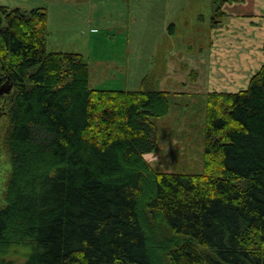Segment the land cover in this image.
Masks as SVG:
<instances>
[{"label":"trees","instance_id":"trees-1","mask_svg":"<svg viewBox=\"0 0 264 264\" xmlns=\"http://www.w3.org/2000/svg\"><path fill=\"white\" fill-rule=\"evenodd\" d=\"M236 1L212 0V25ZM47 35L44 7L0 4V264H264V64L205 93L202 170L158 171L144 153L168 91L91 88Z\"/></svg>","mask_w":264,"mask_h":264},{"label":"rangeland","instance_id":"rangeland-1","mask_svg":"<svg viewBox=\"0 0 264 264\" xmlns=\"http://www.w3.org/2000/svg\"><path fill=\"white\" fill-rule=\"evenodd\" d=\"M0 2L27 10L44 7L47 50L81 53L91 88L168 91L167 114L152 118L156 145L144 153L158 171L202 170L205 93L243 89L264 64V16L236 12L232 2L223 5L226 16L216 26L212 0H88V6L81 0ZM5 121L0 112V127ZM2 138L0 129V208L12 170ZM167 236L157 233L159 241ZM16 258L11 259L23 260Z\"/></svg>","mask_w":264,"mask_h":264},{"label":"crops","instance_id":"crops-1","mask_svg":"<svg viewBox=\"0 0 264 264\" xmlns=\"http://www.w3.org/2000/svg\"><path fill=\"white\" fill-rule=\"evenodd\" d=\"M0 1H2V0H0ZM81 1H85L87 6H88V4H89L88 0H81ZM6 3L7 2H0V4H3V5H6ZM227 4H229V3H227ZM232 5L238 6L237 7L238 10L236 12H241L242 11L241 14L245 13V14H248V16L255 17V18H261L260 15L264 16V13H262L261 10H260V9L264 8V0H240L238 2H235L234 4L232 2ZM6 6H8V5H6ZM254 6L256 7L255 8L256 11H251L252 8H254ZM40 7H42V6H40ZM11 8H15V7H11ZM25 10H27V9H25ZM262 25H264V24H262ZM260 29H262V28H260ZM262 30H264V29H262ZM262 30H260V32H262ZM203 49H204V47H203ZM204 50L206 51V49H204ZM191 69H194V68H191ZM89 70H90V68H89ZM88 83H89V75H88Z\"/></svg>","mask_w":264,"mask_h":264},{"label":"water","instance_id":"water-1","mask_svg":"<svg viewBox=\"0 0 264 264\" xmlns=\"http://www.w3.org/2000/svg\"><path fill=\"white\" fill-rule=\"evenodd\" d=\"M3 91V89H0V93Z\"/></svg>","mask_w":264,"mask_h":264}]
</instances>
